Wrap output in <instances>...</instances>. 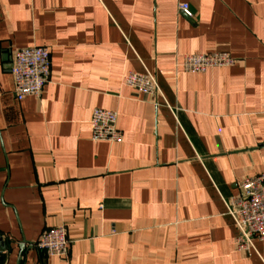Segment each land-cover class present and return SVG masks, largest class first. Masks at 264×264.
<instances>
[{
	"label": "crops",
	"instance_id": "1",
	"mask_svg": "<svg viewBox=\"0 0 264 264\" xmlns=\"http://www.w3.org/2000/svg\"><path fill=\"white\" fill-rule=\"evenodd\" d=\"M35 45L50 78L19 101L4 49ZM216 51L236 64L177 67ZM145 70L169 106L123 82ZM97 107L122 141H92ZM263 171L264 0H0V264H264L225 204ZM55 226L67 258L19 257Z\"/></svg>",
	"mask_w": 264,
	"mask_h": 264
},
{
	"label": "built area",
	"instance_id": "2",
	"mask_svg": "<svg viewBox=\"0 0 264 264\" xmlns=\"http://www.w3.org/2000/svg\"><path fill=\"white\" fill-rule=\"evenodd\" d=\"M180 11L192 17L187 3L178 5ZM237 59L228 52L186 54L177 67L189 73L205 72L209 68L233 66ZM51 73L50 49L47 46H30L17 49L13 54L12 77L14 93L21 101L27 96L40 97ZM123 82L141 93L155 99L162 98L168 106L156 75L148 70L129 71ZM91 139L94 142L116 143L123 134L118 127V113L107 108H94L90 119ZM228 214L237 228L238 250H255V241H264V171L247 177L240 184L238 195L225 202ZM33 246L49 256L68 257L69 239L64 226L43 230Z\"/></svg>",
	"mask_w": 264,
	"mask_h": 264
},
{
	"label": "water",
	"instance_id": "3",
	"mask_svg": "<svg viewBox=\"0 0 264 264\" xmlns=\"http://www.w3.org/2000/svg\"><path fill=\"white\" fill-rule=\"evenodd\" d=\"M5 50V55L3 57L4 61L5 62H8L6 63V67L8 68V71L10 73H12V65H13V59H12V53L8 50V49H4ZM15 95V93H14ZM16 96V95H15ZM8 235V234H6ZM6 237L4 235H0V249L2 251H5L8 247H7V242H6ZM19 247H20V250H19V257L21 256L22 253H24L26 251V244L29 243V247H33V243L31 242H28L26 241V239H23L21 241H19ZM13 248V245L11 244L9 249H12Z\"/></svg>",
	"mask_w": 264,
	"mask_h": 264
},
{
	"label": "rangeland",
	"instance_id": "4",
	"mask_svg": "<svg viewBox=\"0 0 264 264\" xmlns=\"http://www.w3.org/2000/svg\"><path fill=\"white\" fill-rule=\"evenodd\" d=\"M258 241H260V240H258Z\"/></svg>",
	"mask_w": 264,
	"mask_h": 264
}]
</instances>
